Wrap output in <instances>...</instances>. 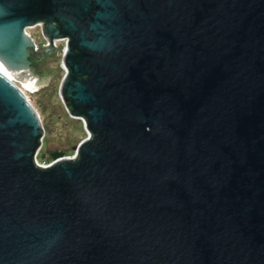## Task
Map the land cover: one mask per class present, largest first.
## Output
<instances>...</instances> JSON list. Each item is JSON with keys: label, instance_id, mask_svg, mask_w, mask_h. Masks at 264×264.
Wrapping results in <instances>:
<instances>
[{"label": "water", "instance_id": "obj_1", "mask_svg": "<svg viewBox=\"0 0 264 264\" xmlns=\"http://www.w3.org/2000/svg\"><path fill=\"white\" fill-rule=\"evenodd\" d=\"M39 22L87 140L0 76V264H264V0H0L15 77Z\"/></svg>", "mask_w": 264, "mask_h": 264}, {"label": "rangeland", "instance_id": "obj_2", "mask_svg": "<svg viewBox=\"0 0 264 264\" xmlns=\"http://www.w3.org/2000/svg\"><path fill=\"white\" fill-rule=\"evenodd\" d=\"M26 33L36 42L42 40L38 27L33 26ZM50 68L56 71V75L45 82L8 74L9 82H15L14 85L38 116L42 140L35 160L40 166L49 165L52 162L50 154L55 152L62 153L66 159H73L74 148L87 140L84 122L68 115L60 99L59 88L65 73L62 68V50L57 53Z\"/></svg>", "mask_w": 264, "mask_h": 264}, {"label": "flooded vegetation", "instance_id": "obj_3", "mask_svg": "<svg viewBox=\"0 0 264 264\" xmlns=\"http://www.w3.org/2000/svg\"><path fill=\"white\" fill-rule=\"evenodd\" d=\"M33 26L39 28L42 40L36 42L30 35H27L33 42V49H27L28 61L30 62V65L25 77L27 76L35 79L36 81L45 82L56 75V71L51 69L50 66L52 65L57 53L62 50L63 44H60L58 41L63 38L55 39L53 48L48 49L47 40L42 33V27L44 24L39 22ZM33 26L30 28H33Z\"/></svg>", "mask_w": 264, "mask_h": 264}, {"label": "bare ground", "instance_id": "obj_4", "mask_svg": "<svg viewBox=\"0 0 264 264\" xmlns=\"http://www.w3.org/2000/svg\"><path fill=\"white\" fill-rule=\"evenodd\" d=\"M3 63L0 62V76L3 77L4 79H6L9 82L8 79V74L12 73L11 71H9L8 67L6 68L4 65H2ZM12 75H14V73H12ZM27 77V76H26ZM11 83V82H10Z\"/></svg>", "mask_w": 264, "mask_h": 264}, {"label": "built area", "instance_id": "obj_5", "mask_svg": "<svg viewBox=\"0 0 264 264\" xmlns=\"http://www.w3.org/2000/svg\"><path fill=\"white\" fill-rule=\"evenodd\" d=\"M57 42V41H56ZM59 43H61V44H63V47H64V45H65V40H59L58 41ZM62 47V60H63V56H64V53H65V48H63ZM63 68V67H62ZM63 70H64V68H63ZM64 72H65V70H64ZM14 84H15V82H14ZM34 162H35V164L38 166V167H41V168H44V167H46V166H40L38 163H37V160H33ZM50 165V164H49ZM49 165H47V166H49Z\"/></svg>", "mask_w": 264, "mask_h": 264}]
</instances>
